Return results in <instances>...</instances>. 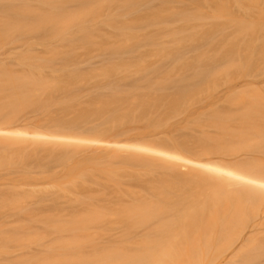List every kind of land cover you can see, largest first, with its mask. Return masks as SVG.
<instances>
[{
    "label": "bare ground",
    "instance_id": "bare-ground-1",
    "mask_svg": "<svg viewBox=\"0 0 264 264\" xmlns=\"http://www.w3.org/2000/svg\"><path fill=\"white\" fill-rule=\"evenodd\" d=\"M35 1L37 6H31L24 0H0V42L28 32L47 31L46 26L55 33L64 25L85 22L103 14L106 25L116 26L119 35L115 32V36L120 38L117 43L120 44L121 37H124L122 42L126 44L121 42L119 46L113 44L108 48L104 42L102 47L110 50L112 55L122 56L119 54L128 51L127 46L131 43L127 45L126 41L136 44L142 41L141 45H144L154 39L155 42H151L156 46L153 44L147 56L141 55L133 63L111 60L105 64L98 73L108 77L110 84L106 87L110 88L109 94L106 97L98 95L97 101H92L100 105L92 103L89 108L85 104V111L81 106L82 112L76 106H73L76 110H72V105H67V102H58L57 106L64 113L63 118L55 120L51 116L41 119L31 114L19 116L15 112L30 108L49 115L50 97L54 91L62 87L67 91L69 85L68 90H71L75 80L84 78L79 72L77 74L76 69L67 68L71 61L65 59H70L69 45H73L67 43V50L49 51L52 57L59 55L67 61L64 64L66 77L70 74L73 80L79 75L73 82L70 79V84H64L66 88L63 84L61 87L56 78V82L54 79H42L44 75L38 70H41L40 64L46 61L44 57L33 54L18 56L19 64L24 65L19 72L0 65V169H8L0 173V248L4 251L9 242L39 243L42 242L43 232L53 233L40 251L7 257V260H0V264H212L214 258L230 247L231 255H236L237 260L228 263L226 260L227 264H252L256 261L264 264V235H248L259 230L264 223V95L248 90L232 96L228 105L237 106L236 111H216L208 118L219 133L200 137L197 144L200 148L195 145L197 150L193 148V151L190 148L192 145H184L183 155L170 143L168 148L165 142L169 138H159L152 131L141 129L136 134H130V130L136 127L133 124L141 121L148 126L155 119L153 116L163 111L166 102L174 103L179 97L184 98L182 96L190 87L187 79L179 77L176 80L179 86L174 92L177 96L173 98L174 93L172 97L167 89L172 72L154 64L151 56L156 54L155 57L161 60L163 57L169 59L172 67L179 68V72L192 67L196 78L205 77L210 72L209 63L212 64L220 56L226 60L221 68L223 72L243 71L248 69L252 60L240 57L235 46L231 48L232 41H237L235 45L238 40L243 46L245 43V50L253 49L252 39L243 36L237 40L236 34L245 31L246 35L251 29L256 31L258 24H253V21L236 22L228 11L233 0H214L210 14L199 9L170 10L171 6L166 7L169 0H159L167 1V4L159 2L160 11L157 13L154 9L157 14L151 13V17L144 18L145 11L142 13L140 10L147 8L152 12L153 8L151 10L148 6L153 0H74L77 5L74 10L66 9L68 0ZM235 1L243 3L242 0ZM193 2L196 3V0ZM255 4L259 5L258 2ZM111 5H114L113 8ZM162 14L173 22L197 21L195 28L189 32H185L183 27L166 30L173 44H180V40L190 42L192 50L199 52L196 53L198 57L194 55L196 60L193 57L183 59L180 57L182 54L179 55L181 52L178 53L180 50L175 47V50L172 47L174 53H169L171 47L160 46L156 37L151 38L152 35H145L149 39L146 38L143 44V36L139 38L131 30L132 24H155ZM222 16H226L227 20ZM208 22L211 26L206 28L204 24ZM229 25L235 29L231 27V34L226 36L224 30ZM199 32L212 41L214 38L222 40L220 49L214 54L201 49L195 37ZM86 36L92 39L93 35L88 33ZM138 38L141 40L138 41ZM136 44L131 46L136 47ZM130 48L129 51L134 49ZM154 48L157 50L151 51ZM148 55L150 58H147ZM132 74V82L126 86L114 81L117 75L131 77ZM152 76L158 78L153 79ZM101 107H106L108 114L106 127L96 129L91 126L92 137L82 136L75 126L79 119L83 120L82 113L92 110L93 114H100ZM71 111L76 112L77 118L68 116ZM109 130L117 139L105 140L107 134L113 135ZM121 135L126 136L121 138ZM154 138L160 139L156 145H153ZM127 139L132 140L131 143ZM207 141L212 143L211 148L205 145ZM234 141L239 143H232ZM89 142L95 143L96 148L84 152ZM221 145L229 151L222 149ZM239 146L247 152L228 158L217 155L212 160L198 157L213 148L218 153H233ZM123 148L126 149L123 151ZM76 154L81 155L75 157ZM53 165L66 168L64 179L67 182L64 181L63 185L74 190L75 195L70 200L72 209L67 213L56 205L61 196L60 190H65L62 182L56 185L62 188L44 190L34 188L35 181L29 178L32 176L31 169L43 170ZM90 183L100 186L98 192L88 189ZM134 185L140 189H133ZM125 195L128 199L124 201Z\"/></svg>",
    "mask_w": 264,
    "mask_h": 264
},
{
    "label": "rangeland",
    "instance_id": "rangeland-1",
    "mask_svg": "<svg viewBox=\"0 0 264 264\" xmlns=\"http://www.w3.org/2000/svg\"><path fill=\"white\" fill-rule=\"evenodd\" d=\"M14 1H16V0H14ZM24 1L31 6H37L38 5V3L35 0H24ZM169 1L170 2L167 4V1H165V2L161 1L160 2L159 0H153L152 3H150L151 5L148 6V8L150 7V9H151V7L153 8L152 12H150L147 8H146L147 10L144 8H142L140 10V12H142L143 10L145 11V13H144L145 15H143L142 18H144L145 16L151 17V13L153 14L155 12L154 9H157L156 12L160 11V10H158V9H160V8H158L160 3H161V5L167 4L166 7H168V5H169V8L171 6L172 8L170 10L181 8V11H182V8H184V10L186 9L189 11H193V10L199 9V11H202L203 13H206V14L212 13V8L214 7V4H215L214 0H196V3L193 2L194 0H169ZM242 2L243 3L241 4V2H237L235 0L231 1L230 6L228 7V11L236 22H239V21H241V22L242 21H246V22L251 21L252 22L253 21V24L254 23H256V25L258 24V26H257L258 28H256L257 29L256 31H253V29H251L252 31H249L248 32L249 34L246 33V35H245L244 34L245 31H243L244 33L238 32V34H236L237 40H238V38L240 39L243 36H245V37L247 36L248 38L252 39L254 46H252L253 49H251V48L248 49L246 47L247 49L245 50L244 49L245 48L244 46H246L245 43L243 46V43L239 42V40H238V44L235 45V43L237 41L235 42L232 39L233 40L232 42L234 44L231 45V48H234L233 46H235L236 53H239L240 57L242 56L243 59L245 58V56L251 58L252 61L249 65L248 69H245L243 71L242 70H238V71L235 70V71H231L229 73H225L221 70V68H222V66L226 60L224 58H222L220 55H219L220 57H217V55H216L217 58H215V61L212 62V64L209 63L210 67L209 66L208 67L210 68V70H209L210 72L203 78H196L194 76V73H193L194 68L193 69H191L192 67H190V69L186 68L187 70L183 69L184 72H181V71L179 72L177 70L179 68L176 69V67H175V69H174L172 67V65L169 63L168 58H167L168 60H165V59H163L164 58L163 57L161 60L158 57H155V55H156L155 53H152L155 55L151 56V53L149 52V54L151 56L150 60H153V63L155 62L154 64L158 65L161 69H164L165 71L169 70V72H172L171 76L168 73V75L171 78L167 83V85H168L167 89L171 92L170 93L168 91L171 96L173 95L172 92L174 93L177 90L176 87L179 86L176 83V80H178L179 77H181L182 79H187L190 82V87H188L189 89L185 92L184 96L181 95L184 98L179 97L176 101H174V103H172V102L167 103L166 102V104H164L165 105L164 109L162 108L163 111H159L155 115L153 114L154 115L153 117H155V119L148 126H146V124L142 123L141 121L136 122V120H135V122L138 124L137 125L133 124L134 127L135 126L136 127L133 130H130V134H134V133L136 134V131L137 130L140 131L141 129L145 130L144 132L152 131L157 136H160L159 138H169L168 142H165V144L168 145V148H169V143H170V146L172 148H174L181 155H183L184 145H189V146L192 145L193 147L190 146V148H192V150H193V148L195 150H197L198 147L200 148V146L197 145V144H199V142H198L199 139L203 138L204 136H215L219 133V131H217V128L214 125L210 124L208 118H209V116L214 114V112H216V111H219V112H223V111L227 112V110L231 111V112L236 111L234 109L237 108V106L231 105V104L228 105V103H230L229 100L231 101V99L235 95L242 94L245 91L247 92L248 90H253V91H256L258 93H261V95H264V13H263L264 12V0H242ZM255 2L256 3L258 2L259 5L257 6L255 4ZM113 6L114 5H111V8H113ZM66 9H68V10L77 9L76 2L74 0H68V2L66 3ZM111 10L112 9H110V11ZM225 11L227 13V10H224V12ZM157 13H154V14H157ZM224 15H226V14H224ZM161 16H162V18L158 19V21L156 20L154 22L155 24L152 23L149 26H143V25L137 26V25L132 24L131 30L135 31L138 34L139 38H141L143 36L142 37V38H144L143 44H144L145 39L148 38L147 36L152 35L151 38L156 37V41H157V43L160 44V46L162 44V45H164V47L165 46L167 48L171 47V50L169 51V53H172L173 52L172 47L173 48L175 47L176 50H180L178 53L181 52L179 55L182 54L183 56L182 55L180 56L182 58L185 57V58L190 60L192 57L194 58L195 56H197V54L199 52L196 51L197 49L195 50L196 52H194L192 50V47L189 44L190 42L188 43V41H187L185 43V42H182L183 40L182 41L180 40L181 43L178 41L177 43H180V44L175 45L171 42L172 38H169L168 33L166 32V30L168 31L172 28L175 30H180L181 27L184 28L185 32L192 31L193 30L192 28H195L197 21L192 20V21H189L187 23H182V22L180 23V22H177L175 20L173 22L171 19H168L166 14H162ZM226 16H222L224 20L228 17V16L227 17ZM103 19H104L103 14H99V15H96V16L90 18L89 20H87L85 22L75 23L73 25H66V26L64 25L62 28H59L56 31L57 33L56 32L53 33V31L51 32L49 27L46 26L47 31L42 29L41 32H39V33L28 32V33L23 34L21 36L18 35V36L12 37L11 39H8L6 42H0V65L4 66L7 69L13 70L14 72L22 71V69H23L22 66H24L23 64L22 65L19 64L18 56H21L23 54H25V55L26 54H33L35 56L44 57L46 59V61L43 62V64H40L41 70H38V71H40L42 76L44 75V77L42 79L46 78V80H49V81L51 79H54V81H55V78H56L57 80H59V82L57 81L58 84L60 83L61 87L63 84V86L66 88V85H64V84H66V83L70 84L71 82H73V80L77 79V77H79L80 74L83 75V77H84V78L79 77L80 78L79 80L78 79L75 80L76 82L74 81L75 83L74 84L72 83L73 85H71L72 86L71 90L70 89L68 90L70 85L68 86L67 91H65L66 89L62 90L63 87L59 88L60 87V85H59L58 88L61 91L59 89H57L56 90L57 92L54 91V93L50 97V99L52 100V105L49 108V111H50L49 115H45L42 112V110L30 109V108L18 110L17 112H15V114H17L19 116L22 114H31V115H36V116L40 117L41 119H45V118L48 119V117H50V116L53 118V120L60 119V118H63L62 114L64 112L59 109V106H57L58 102H67V105H68V103L72 105L71 106L72 110L74 109V111H75L76 109H78L79 111L84 112L85 108L83 107V105L86 104L85 107L90 108V104L92 105V103H93L92 101H95V102L97 101L96 99H98V95H100V96L103 95L104 97H106V95L109 94L108 91L110 90V88L106 87L107 84H110L109 80L107 79L108 77L106 75L107 78H104L102 75H100V72H101L100 69H103L104 66H106L105 64H107L111 60L112 61L113 60H115V61L119 60L120 63L123 62L126 64L129 62L133 63V61H136L135 59L137 57H139V56L141 57V55L147 56L146 53L148 52L149 49H151L153 47L154 43L152 44L151 41L153 40L155 42L154 39H151V41H149L148 40L149 38H148L147 42L148 41L149 42L147 44L145 43L144 45H141L142 41L137 42V44L141 45V46L139 45V47L137 46L136 42H134V41H126L127 45H128V43L133 44V46H134V44H136L135 45L136 47L131 46V44H130V46L128 45L129 47H132V49L133 48L134 49L132 50L130 48L132 51H129V47L127 46L129 52L125 51L127 53L122 52L123 54H119L122 56H118L117 54L112 55L110 53L111 51L108 50L107 48L104 50V48L102 47L104 42H105L104 46L110 48V46H112L113 44H115V46L118 44L117 42H119V40H117V39L119 37L116 38L117 36H115V32L117 31L116 26L115 25H112V26L106 25L104 23ZM220 20H221V18H220ZM224 20H221V21L224 22ZM208 21H209V19H208ZM156 22H158V23H156ZM205 22H207V21H205ZM223 22L219 21V23H221V24ZM235 23H233V24H235ZM204 26L206 28H209L208 26H211V25L208 22L207 24H204ZM201 27H199V28H201ZM231 27H234V26L229 25V27H227L226 29L224 28L225 29L224 33L227 34L226 36L231 34V31H232ZM183 28H182V30H183ZM206 28H205V30H206ZM211 28H213V27H211ZM234 29H235V27H234ZM88 33H92V35H93L92 39L88 38L86 36ZM199 33L200 34H198V35L195 34V37H196V41L202 46L201 49L209 52V54L210 53L212 54L216 50L220 49L221 44H223V43H221L222 40L221 41H220V39L215 40V38H214V40L212 41L209 38H205L204 36H202L203 34H201V32H199ZM116 35H119V34H117V32H116ZM145 35H147V36H145ZM229 37H231V36H229ZM139 38H138V41L141 40ZM121 39L123 41L124 37H121ZM234 39H236V36ZM193 40H194V38H193ZM243 40H245V39H243ZM122 41H120V44ZM173 42H175V41H173ZM197 42H196V45H197ZM67 43L73 45L72 47L69 45L70 53H71L70 59H65V60L71 61V62H68L69 66L67 68L76 69L77 74L79 72V75L73 80L70 78V74H69L68 82H67L68 77L65 76L66 72L64 70V69H66L64 64H66L67 61L63 60L59 55H55L54 57H52V52H49L50 50L62 49V48H63V50H65L66 49L65 47L68 46ZM120 44H118V46ZM122 44L124 45L125 43L122 42ZM193 44L194 43L192 42V45ZM106 45H108V46H106ZM154 45L156 46V44H154ZM197 47L199 48L200 46L197 45ZM125 48H126V46H125ZM175 48H174V50H175ZM155 49L156 48H154L151 51H155ZM158 49H159V47H158ZM166 52H168V51L166 50ZM201 52H202V50H201ZM158 56H160V55H158ZM147 58H150L149 55ZM150 60H148V61L150 62ZM194 60H196V59L194 58ZM212 60H214V58ZM186 63H189V62L186 61ZM190 64H192V66H193L192 62ZM205 65H206V62H205ZM98 71H100V72L98 73ZM101 74H103V72ZM158 74H160V73H158ZM103 75H105V74H103ZM133 75L134 74H132L131 77H121V76L118 77V75H117L116 79L114 81H118V82H120L121 85L126 86L130 82H132L131 80L133 78ZM161 76H162V74H161ZM152 77H153V79L158 78L159 75H158V77H156V76H152ZM188 78H190V79H188ZM70 79L72 80L71 82H69ZM95 95H97V96H95ZM175 95L177 96V94L174 93V97L173 96L172 97L176 98ZM92 99H95V100H92ZM101 99H102V97H101ZM89 100H91V101H89ZM88 101L90 102L88 104L89 106L87 105ZM98 104H96V106ZM73 106H76V109ZM77 106H79L80 108H77ZM81 106L84 109V111L81 108ZM101 108H103V107H101ZM101 108H99V112L101 111L100 114H93L92 110H91V112L82 113V115H84V117L82 116L83 118H81V119H83V120L79 119V121H77V123L75 124V126H77L78 132H80V134H82V136L92 137V134H91L92 131L90 130L91 126L96 127V129H99L101 127L104 128V126L106 125L105 122H106L108 114H107V112H105L106 107L103 108V109H105L104 111H102L103 109L101 110ZM86 111H88V110H86ZM75 113L76 112L71 111V112H69L68 116L72 117V118L73 117L77 118V116H75L76 115ZM128 123H130V122H128ZM141 124H143V125L145 124V125L143 126ZM127 126H129V125H127ZM109 132H110V130H109ZM115 132H116V128L114 130V133ZM141 132L139 133L140 135L143 133V132L142 133ZM107 133H105V134H107ZM101 134H103V133H101ZM105 134H104V136H105ZM110 134H113V132H110ZM115 134L117 135V133H115ZM156 135H155V137H156ZM104 136L102 135L101 137L104 138ZM125 136L121 135L120 137L124 138ZM196 137H198V138H196ZM106 139H117V137L114 136V134L111 136L109 134H107V136H105V140ZM127 140L130 143L132 141L130 139H127ZM159 140L160 139L154 138L153 145H156V143H159ZM89 143H90L89 146L84 147V152H88V151L96 148L95 143H92V142H89ZM232 143L238 144L239 142L234 141ZM145 144H147V143H145ZM160 144H162V140L160 141ZM195 145H197L198 147ZM205 145L208 146L209 148L212 147V143H210L208 141L206 142ZM195 147H197V149ZM221 148L225 149L223 145H221ZM125 149L123 148V151ZM243 149H244L243 147L240 148V146H239V148L236 149L237 150L236 152H235V150H233L234 151L233 153L226 152V151H229V149L228 150L225 149L226 150L225 152L218 153L213 148V150L212 149L208 150L207 151L208 153L202 154V155L200 154V155H198V157H202L204 159L210 158V160H212L213 158H216L217 155H221V158L222 157L228 158L233 154L247 152V150H243ZM80 155L81 154H76L75 157H79ZM262 157L264 158V156H262ZM262 161H263V159H262ZM221 165H222V162H221ZM181 168L185 169L184 166H182ZM7 170H8L7 168H2V169H0V173H5V172H7ZM65 173H66V168L64 166L53 165L52 167L47 168V169H43V170L40 168L31 169L30 175H32V176L29 177L31 180L34 179V181H35L33 183L34 188H41L44 190H54V189L62 188L61 186L60 187L56 186L58 183L62 182V186L65 187V190H60L61 196L58 198V201H57L58 203H56V205L59 206L60 208H62V211H64L63 213H67L70 209H72L70 200L75 195L73 192L74 190L72 188H69V186L67 188L66 184H65V186L63 185L64 181L67 182V180L64 179V178H66ZM128 184H131V183L128 182ZM23 187H29V186H23ZM99 187L100 186H98V184H96V183H90L88 189L92 192H98ZM125 187H129V186L126 185ZM133 189H140V187L135 186V187H133ZM126 199H128L127 195H125L123 197L124 201ZM118 200L120 201V199H118ZM48 203H47V205L50 206L51 203H49V204ZM74 208H76V207H74ZM53 212H56V211H53ZM140 228L141 227H139L137 229L139 230ZM246 230H247V228H246ZM248 235H252V236L264 235V223L260 226L259 230H257L256 232H253V233H248ZM52 237H53V233H51L49 231H45V232H43V236H42V240H41L42 242H39V243L18 244L15 242H9L6 244V248L4 251H1V248H0V260H7L6 259L7 257L12 258V257H14L16 255H20V254L38 252L42 249L43 243L48 242ZM0 246H1V242H0ZM231 249H232V247L227 248L218 257L214 258L212 264H227L230 260L231 261L237 260L236 255H233V256L231 255V253H230ZM226 260H228L227 263H226ZM252 264H259V263H258V261H256L255 263H252Z\"/></svg>",
    "mask_w": 264,
    "mask_h": 264
}]
</instances>
